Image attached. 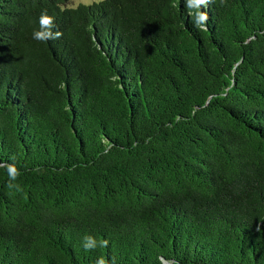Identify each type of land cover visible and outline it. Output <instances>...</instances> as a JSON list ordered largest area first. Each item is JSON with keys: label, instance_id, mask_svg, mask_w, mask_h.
Masks as SVG:
<instances>
[{"label": "trees", "instance_id": "obj_1", "mask_svg": "<svg viewBox=\"0 0 264 264\" xmlns=\"http://www.w3.org/2000/svg\"><path fill=\"white\" fill-rule=\"evenodd\" d=\"M68 1L0 0V264H264V0Z\"/></svg>", "mask_w": 264, "mask_h": 264}, {"label": "clouds", "instance_id": "obj_2", "mask_svg": "<svg viewBox=\"0 0 264 264\" xmlns=\"http://www.w3.org/2000/svg\"><path fill=\"white\" fill-rule=\"evenodd\" d=\"M99 2V0H98ZM214 0H187V7L190 10V15L194 16V26L201 31H207V21L209 19L208 13L205 11H201V6L207 7V5ZM195 6V13H192L191 9ZM39 30H35L33 32V39L47 42L48 40H56L62 36V32L59 30L53 31L55 28V20L54 17L48 15L46 12L42 13L39 19ZM18 173L15 169L10 170V182L8 183V188H12L13 184L11 183L12 180H15ZM107 243L106 241L104 242ZM95 246V241L87 237L85 242V250H89Z\"/></svg>", "mask_w": 264, "mask_h": 264}, {"label": "rangeland", "instance_id": "obj_3", "mask_svg": "<svg viewBox=\"0 0 264 264\" xmlns=\"http://www.w3.org/2000/svg\"><path fill=\"white\" fill-rule=\"evenodd\" d=\"M93 1H98V0H69L66 4H64V7H75L80 3L88 4Z\"/></svg>", "mask_w": 264, "mask_h": 264}]
</instances>
